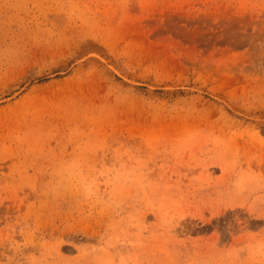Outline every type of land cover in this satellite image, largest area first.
Wrapping results in <instances>:
<instances>
[{
  "label": "rangeland",
  "instance_id": "374dc122",
  "mask_svg": "<svg viewBox=\"0 0 264 264\" xmlns=\"http://www.w3.org/2000/svg\"><path fill=\"white\" fill-rule=\"evenodd\" d=\"M0 264H264V0H0Z\"/></svg>",
  "mask_w": 264,
  "mask_h": 264
}]
</instances>
